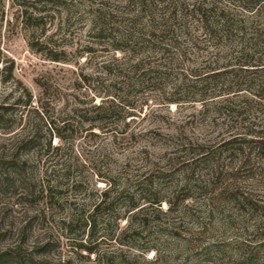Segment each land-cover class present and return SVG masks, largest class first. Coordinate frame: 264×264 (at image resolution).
I'll return each mask as SVG.
<instances>
[{"label": "rangeland", "instance_id": "374dc122", "mask_svg": "<svg viewBox=\"0 0 264 264\" xmlns=\"http://www.w3.org/2000/svg\"><path fill=\"white\" fill-rule=\"evenodd\" d=\"M123 2L0 0V105L24 118L19 129L26 123V132L39 130L35 148L21 157L37 192L29 197L21 190L0 191V253L18 247L35 264H264V158L252 155L250 165L235 172L239 156L229 157L218 146L231 134L264 136V101L251 94L205 96L214 101L205 108L190 102L197 96H164L167 87L134 88L128 96L134 116L126 120L124 135L109 133L121 130V123L99 132L75 119L61 134L64 139L51 137L52 149L44 147L48 122L54 129L73 109L88 110L110 94L103 65L121 60L122 54L100 47L85 53L92 45L89 16L101 9L121 17ZM24 8L27 16H41L42 21L26 20ZM47 48L64 52V61H50ZM169 99H179V105ZM218 102L221 117L215 113ZM205 152L220 153L217 177L199 160ZM171 156L184 164L158 193L169 199L166 188L180 182L186 171L194 180L192 190L184 201L171 200L170 210L165 203L160 210L145 208L141 215L146 222L137 235L119 239L128 224L125 219L114 223L103 209L92 237L81 223L63 224L73 211L88 215L109 182L122 185L151 170L173 167ZM46 182L53 187L50 198L38 193ZM123 202L115 206L116 214H123ZM105 256L111 259L106 262ZM0 264L13 263L2 258Z\"/></svg>", "mask_w": 264, "mask_h": 264}, {"label": "trees", "instance_id": "16d2710c", "mask_svg": "<svg viewBox=\"0 0 264 264\" xmlns=\"http://www.w3.org/2000/svg\"><path fill=\"white\" fill-rule=\"evenodd\" d=\"M56 1L48 0L49 3ZM123 1L121 17L101 9L93 10L89 16L88 36L92 45L85 47V53L100 47L102 50L109 49L113 54H122L121 60L114 58L103 65L104 74L110 79V94L88 110L73 109L71 116L61 120V125L54 126V129L48 122L49 139L44 144L47 151L52 149L51 137L64 139L61 134L72 127L75 119L81 126L87 124V130L96 129L99 132L109 124L121 123V130L109 133L113 137L124 135L129 126L126 120L134 116L128 98L134 88L149 85L167 87L164 96H197V100L191 98L190 102L201 103L205 108L209 106L207 103L214 102L205 96H229L243 92L259 99V103L264 101V0ZM23 11L26 20L36 24L42 21L41 16H27L25 8ZM46 50L50 61H64L61 56L64 52ZM193 55L195 59L191 58ZM178 101L169 99L168 103L179 105ZM19 103L20 100L16 101V105ZM216 105L215 113L221 117L219 102ZM9 110V107L0 105V135L4 136L0 146V191L21 190L23 195L32 197L37 192V185L30 177L27 161L21 157L35 148L39 130L33 127L26 132V123L19 129L24 118L9 114ZM228 117L232 118L231 115ZM218 146L229 157L239 156L235 172L250 165L252 155L264 158V136L256 132L231 134L220 140ZM200 148H204L202 144ZM216 156L220 153L205 152L199 160L210 166L211 175L217 177L220 166ZM171 157L168 160L173 161V167L151 170L142 179H128L122 185L109 182L88 215H84L81 209L73 211L63 224L71 227L81 223L87 229V236L92 237L99 211L103 209L106 214H111L114 223L125 219L128 224L118 234L119 239L137 235L138 229L146 222V215H141L145 208L160 210L165 203L170 210L173 205L171 200L181 197L184 201L192 190L194 180L187 176L186 171L182 172L180 182L174 185L172 182L166 188L170 190L169 199L158 193L161 187H165L162 184L169 181L168 178L177 172L181 164L176 162L178 159L175 156ZM38 187L39 194L51 197L53 187L48 182ZM120 200L124 201L125 208L123 214H116L114 209ZM46 248L39 249L45 252ZM84 249L93 254V249ZM21 252L18 247L5 250L0 253V260L7 258L13 264H35L31 254ZM105 259L108 262L111 256H105Z\"/></svg>", "mask_w": 264, "mask_h": 264}]
</instances>
